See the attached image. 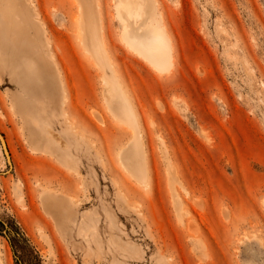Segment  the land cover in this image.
Instances as JSON below:
<instances>
[{"label": "rangeland", "instance_id": "374dc122", "mask_svg": "<svg viewBox=\"0 0 264 264\" xmlns=\"http://www.w3.org/2000/svg\"><path fill=\"white\" fill-rule=\"evenodd\" d=\"M93 1L0 0V264H264V0H152L164 67Z\"/></svg>", "mask_w": 264, "mask_h": 264}, {"label": "bare ground", "instance_id": "6f19581e", "mask_svg": "<svg viewBox=\"0 0 264 264\" xmlns=\"http://www.w3.org/2000/svg\"><path fill=\"white\" fill-rule=\"evenodd\" d=\"M77 1L79 2V6L84 17L80 25L82 37L85 39L86 32L87 30H89L91 33L95 34L96 44L102 46V37L98 27L99 20L96 12L95 1ZM11 3L13 4V1ZM16 3L19 2L16 1ZM12 4L11 7L15 9V6L13 7ZM116 11L118 17L127 28V31L125 33L128 37L127 42L129 43V45L137 52L143 54L155 65L159 67L168 65L170 59V49L167 45V41L165 40L163 33L159 29L158 21L155 20V8L152 0H118ZM91 18L93 19V22L95 24L94 28L89 27ZM148 21H152L153 26H148ZM109 84V92L111 93L114 90L115 94L113 95V97L109 96L108 104L113 105L118 111V114L122 117H131L122 101L123 96L121 97L116 85H113V83L111 82ZM136 160L138 159L136 158Z\"/></svg>", "mask_w": 264, "mask_h": 264}, {"label": "water", "instance_id": "95a60500", "mask_svg": "<svg viewBox=\"0 0 264 264\" xmlns=\"http://www.w3.org/2000/svg\"><path fill=\"white\" fill-rule=\"evenodd\" d=\"M0 145L2 147V152L5 156L6 162H7L8 166L10 167V159H9L8 151L6 149V145L4 143V139H3V136L1 135V133H0Z\"/></svg>", "mask_w": 264, "mask_h": 264}]
</instances>
